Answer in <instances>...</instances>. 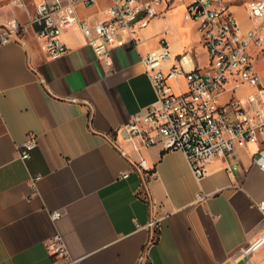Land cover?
<instances>
[{"label":"crops","instance_id":"crops-1","mask_svg":"<svg viewBox=\"0 0 264 264\" xmlns=\"http://www.w3.org/2000/svg\"><path fill=\"white\" fill-rule=\"evenodd\" d=\"M24 1L33 12L49 0ZM111 4L76 7L95 24ZM26 8L7 2L0 10V23L15 17L27 25L21 43L0 45V264H264V245L250 258L240 255L264 230V171L256 163L264 136L212 160L199 181L182 151L145 146L124 132L159 104L143 58L166 40V69L204 71L203 42L184 50L170 28L154 33L155 18L113 48L111 67L79 28L63 36L68 52L52 59ZM170 84L178 94L189 89L184 74ZM250 91L228 88L220 102ZM31 134L39 146L23 162L19 148ZM142 159L150 170L138 167ZM202 191L209 197L198 202ZM56 236L69 260L48 248Z\"/></svg>","mask_w":264,"mask_h":264},{"label":"built area","instance_id":"built-area-1","mask_svg":"<svg viewBox=\"0 0 264 264\" xmlns=\"http://www.w3.org/2000/svg\"><path fill=\"white\" fill-rule=\"evenodd\" d=\"M237 1L187 0L185 19L199 23L210 66L204 71L185 72L178 64L166 69L171 51L164 40L160 50L143 58L159 104L135 115L124 129L128 140L139 138L145 146L160 143L167 151H182L199 181L207 175L212 160L227 157L250 143H259L264 136V79L255 69V52H251L254 47L264 46V0L245 1L252 23L248 29L243 28L233 11ZM7 2L26 8L24 0H0V10ZM96 3L97 0H49L35 6L33 12L26 8L28 24L36 28L50 58L58 59L68 52L63 36L70 29L79 28L98 58L111 67L113 48L124 46L128 39L135 40L153 19L170 8L164 0H112L105 20L92 24L80 18L77 4ZM26 27L15 17L0 23V45L21 43ZM180 74H184L189 89L178 94L170 80ZM244 85L251 88L246 96L220 102V96L228 88L235 90ZM38 146V136L31 134L19 148L20 159L29 162ZM256 163L264 171V150L257 154ZM138 167L150 170L145 159ZM208 197L202 191L197 201H206ZM258 208L264 213V200L258 203ZM59 216L60 213L55 214ZM151 225L155 226L156 222ZM263 245L264 230L241 248L240 255L250 258ZM48 248L70 259L60 236L51 239Z\"/></svg>","mask_w":264,"mask_h":264},{"label":"rangeland","instance_id":"rangeland-1","mask_svg":"<svg viewBox=\"0 0 264 264\" xmlns=\"http://www.w3.org/2000/svg\"><path fill=\"white\" fill-rule=\"evenodd\" d=\"M167 4H170V8L164 13L157 16L152 24L154 33L157 31H163L166 28H170L171 36L177 37L179 42H182V49L187 47L202 46V35L199 31V23L194 20L187 21L185 14L188 7L187 0H164ZM233 7L235 16L245 27H249L251 20L246 10L244 1H237ZM261 50V49H260ZM253 64L259 75L264 76V52H256L253 57Z\"/></svg>","mask_w":264,"mask_h":264}]
</instances>
